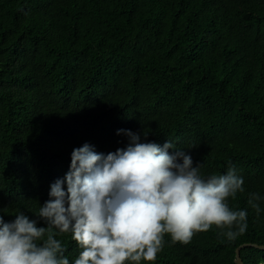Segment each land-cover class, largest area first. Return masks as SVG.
I'll list each match as a JSON object with an SVG mask.
<instances>
[{
    "label": "trees",
    "instance_id": "16d2710c",
    "mask_svg": "<svg viewBox=\"0 0 264 264\" xmlns=\"http://www.w3.org/2000/svg\"><path fill=\"white\" fill-rule=\"evenodd\" d=\"M213 98L218 109L206 112ZM236 109L264 128V0H0L6 223L18 211L37 219L73 149L106 155L127 146L121 130H130L141 142L171 141L169 153L185 151L204 177L235 169L245 191L228 204L247 212L234 241L215 226L187 245L166 234L157 259L141 264H237L238 247L264 246V140L233 126ZM57 239L74 264L77 244ZM241 258L264 264V250Z\"/></svg>",
    "mask_w": 264,
    "mask_h": 264
},
{
    "label": "clouds",
    "instance_id": "9594fccd",
    "mask_svg": "<svg viewBox=\"0 0 264 264\" xmlns=\"http://www.w3.org/2000/svg\"><path fill=\"white\" fill-rule=\"evenodd\" d=\"M121 132L129 142L115 152L98 153L89 144L73 149L65 179L50 186L37 219L18 211L6 223L0 214V264H70L57 239L66 234L80 249L74 264H141L157 259L166 234L173 245H187L213 226L229 241L245 233L247 212L228 204L245 191L235 169L204 177L185 151L169 153L171 141L161 147ZM260 200L250 194L257 213Z\"/></svg>",
    "mask_w": 264,
    "mask_h": 264
},
{
    "label": "rangeland",
    "instance_id": "374dc122",
    "mask_svg": "<svg viewBox=\"0 0 264 264\" xmlns=\"http://www.w3.org/2000/svg\"><path fill=\"white\" fill-rule=\"evenodd\" d=\"M218 100L213 98L211 105L206 109V112L217 111ZM233 126L249 135H256L264 140V128L256 124L249 116L244 115L240 109H236L233 114Z\"/></svg>",
    "mask_w": 264,
    "mask_h": 264
},
{
    "label": "water",
    "instance_id": "95a60500",
    "mask_svg": "<svg viewBox=\"0 0 264 264\" xmlns=\"http://www.w3.org/2000/svg\"><path fill=\"white\" fill-rule=\"evenodd\" d=\"M248 247H254V248H257V249L264 250V246L258 245V244H243V245H241L236 250V257H237L236 258V263L237 264H244V262H243V260L241 258V250L245 249V248H248Z\"/></svg>",
    "mask_w": 264,
    "mask_h": 264
}]
</instances>
